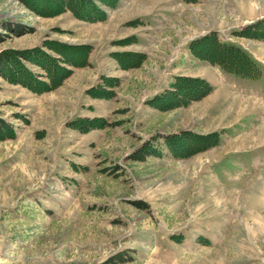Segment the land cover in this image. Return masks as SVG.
Returning a JSON list of instances; mask_svg holds the SVG:
<instances>
[{
    "label": "rangeland",
    "instance_id": "374dc122",
    "mask_svg": "<svg viewBox=\"0 0 264 264\" xmlns=\"http://www.w3.org/2000/svg\"><path fill=\"white\" fill-rule=\"evenodd\" d=\"M0 264H264V0H0Z\"/></svg>",
    "mask_w": 264,
    "mask_h": 264
},
{
    "label": "crops",
    "instance_id": "0c3cea01",
    "mask_svg": "<svg viewBox=\"0 0 264 264\" xmlns=\"http://www.w3.org/2000/svg\"><path fill=\"white\" fill-rule=\"evenodd\" d=\"M188 51L189 50H185V53H184L183 49H179L176 52L175 57L176 58L178 57V59L176 60L177 63H175L173 65L172 69H174V70H177V69L187 70V69H189V68H182L184 66V64H185L183 62V60H182V58H184V57H189V60H188L189 62L187 64L189 66H191V68H190L191 70H193V68H195V69L211 68L212 69V65H210L211 67H208L207 64H206V61H203V63L198 62V61H200V60H198V58H196L198 56L196 55V57H195L194 55H192V53L189 54ZM204 60H206V59H204ZM186 67H188V66H186ZM188 76H199V74L198 73H193V74H190ZM202 79H205V78H202Z\"/></svg>",
    "mask_w": 264,
    "mask_h": 264
},
{
    "label": "trees",
    "instance_id": "16d2710c",
    "mask_svg": "<svg viewBox=\"0 0 264 264\" xmlns=\"http://www.w3.org/2000/svg\"><path fill=\"white\" fill-rule=\"evenodd\" d=\"M98 8V7H97ZM100 9V8H99ZM233 47V46H232ZM235 48H232V49H234V50H236V51H238L239 53H241V55H243L246 59L248 58L249 59V62L251 63V66H253V67H256V63L243 51V50H241L239 47H236V46H234ZM193 51V50H192ZM195 54V53H194ZM197 56H199V55H197ZM203 59H205V58H203ZM206 60H208V59H206ZM221 67H223L222 65H221ZM229 68H235V67H229ZM257 69V68H256ZM233 70V69H232ZM235 72H238V70H234ZM187 78H190V79H193L194 77H187ZM197 78H195V80H196ZM199 80H200V84H199V86H200V88L202 89V91H205V92H207L208 90H210V89H212V86L205 80V79H202V78H199ZM198 81V80H197Z\"/></svg>",
    "mask_w": 264,
    "mask_h": 264
}]
</instances>
